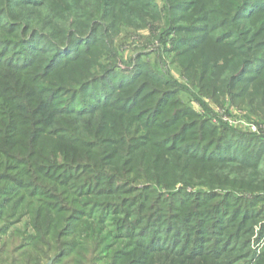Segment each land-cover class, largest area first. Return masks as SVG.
Segmentation results:
<instances>
[{
    "label": "rangeland",
    "instance_id": "374dc122",
    "mask_svg": "<svg viewBox=\"0 0 264 264\" xmlns=\"http://www.w3.org/2000/svg\"><path fill=\"white\" fill-rule=\"evenodd\" d=\"M98 1L49 0L40 15L66 2L93 15ZM156 3L159 18L122 13L109 31L112 53L91 49L55 75L75 80L52 89L68 106L100 115L58 120L52 132L51 116L28 113L25 79L0 75V264L264 263V47L256 73L234 88L217 10L211 21L199 11L178 24L167 0ZM253 26L264 40V20ZM97 63L105 71L91 79ZM160 80L147 105L163 94L154 108L163 112L149 126L179 119L164 124L158 151L148 119L120 114L138 112L142 89ZM136 88L143 97L133 98ZM186 125L194 129L183 134Z\"/></svg>",
    "mask_w": 264,
    "mask_h": 264
},
{
    "label": "trees",
    "instance_id": "16d2710c",
    "mask_svg": "<svg viewBox=\"0 0 264 264\" xmlns=\"http://www.w3.org/2000/svg\"><path fill=\"white\" fill-rule=\"evenodd\" d=\"M48 2L49 0H0V75L4 76L7 71L12 73L11 77L5 76L9 84L10 82L17 83V78L25 79L23 80V88L26 92L22 99L30 101L31 107L35 106V112L30 108L28 113L35 116L46 115L48 119L51 116L53 121L48 127L51 130L53 129L52 132H54L58 129V120L62 121L65 118L86 114H101L86 111L80 113L76 112L72 106H68L66 101L70 99L65 98V101H63V92L58 93L52 89L62 88L65 90L67 87L74 86L75 80H64L55 75L75 65V62L81 59L80 54L90 53L91 49H102L109 52L108 54L112 53L113 50L110 45L112 40L108 39L109 31L116 29V22L122 19V13L123 16L131 18L135 16L143 19L142 17L149 15V17L155 19L160 17L161 10L156 0H107L106 3H104V0H99L101 7L97 8L96 17L95 14L88 15L84 13V15L79 11L75 12V7L68 2L61 4L64 6L51 8L50 15L43 17L40 15V11L46 7ZM167 2L169 12L175 17L178 24L185 21L186 15L198 13L199 11H206L205 21H211V11L216 9V13L223 18L222 22L215 26V31L226 29L221 32L220 43L229 47L233 53L229 63L231 77L228 82L236 88L238 84L250 80L249 78L252 76H249V74H255V66L262 61L259 50L264 47V40H259L260 31L256 30L253 24L257 20H264V0H167ZM71 16L74 18L73 21L66 18ZM99 16L101 17L98 18ZM81 18L83 22L75 23V19L78 21ZM107 19H109L107 23L102 21ZM62 21L65 22V26L57 24L58 22L62 23ZM49 28H52L51 32L47 33L46 29ZM83 39H92L93 42L92 44L81 43L79 46L77 45L76 49L78 51L75 52V42ZM64 49H67L66 52H64ZM103 55L101 56L98 51L97 57H100L101 60ZM6 57H8L7 60ZM98 63L95 65V69L88 73V77L91 79L101 77L105 71L104 67ZM149 83V86L142 89L147 98L143 104L141 103L143 106L139 108L138 112L132 108H124L121 110L123 112L120 115H123L126 111L129 113V117L136 118L141 124H143L142 121L145 117L146 121L148 119V126H145V128L150 131V127L153 126H149L150 121H158L157 117L159 116L156 115H161L163 112L156 114L155 112H159L160 107L154 108L157 103H160L161 106L165 98H162L163 94L160 95L157 103L151 105L149 109L147 101H150L152 96H149L148 93L155 89L153 83L157 85L166 84V81L160 80L159 82ZM139 90L138 88L135 89L132 95L133 98L143 97L142 92L140 95L137 94ZM106 113L105 115L115 120L113 111L107 108ZM139 115H141L140 119L137 118ZM168 117L161 124H154L153 126V136H157L155 143L159 145V147L156 146L158 151L165 148L163 129L166 126H176L178 123L179 118L170 115ZM185 127L182 128L183 134H187L188 131L194 129L188 128L187 125ZM153 136L149 137V141H152ZM170 142L167 148L172 146ZM173 151L170 150L167 153ZM230 162L234 161L230 160ZM244 162L249 164L246 160ZM225 230L231 232L227 238L236 233V230L230 228ZM212 234H215V232ZM223 237L225 236L223 235ZM161 249L166 250V248ZM17 263L22 264L21 262ZM260 264L264 263L261 262Z\"/></svg>",
    "mask_w": 264,
    "mask_h": 264
}]
</instances>
